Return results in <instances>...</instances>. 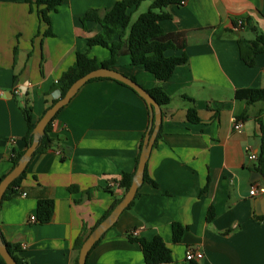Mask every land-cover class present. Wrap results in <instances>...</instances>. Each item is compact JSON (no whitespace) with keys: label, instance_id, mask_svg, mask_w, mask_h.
Returning <instances> with one entry per match:
<instances>
[{"label":"crops","instance_id":"obj_1","mask_svg":"<svg viewBox=\"0 0 264 264\" xmlns=\"http://www.w3.org/2000/svg\"><path fill=\"white\" fill-rule=\"evenodd\" d=\"M117 1L63 0L48 12L47 35L38 14L42 6L0 0V177L11 170V151L26 148L21 108L30 109L35 125L58 98L52 85L77 52L98 62L110 57L106 48L86 45L99 27L80 19L89 9L102 14ZM165 10L171 19L160 26L175 45L165 55L185 53L188 60L162 83L126 55L110 68L145 89L159 86L170 103L160 107L161 125L144 167L149 182L143 181L134 204L91 247L86 264H145L139 245L128 239L132 232L135 238H161L170 250L167 264H185L189 248L201 252L199 264H264V220L254 218L264 183L250 181L256 160L247 158L259 152L256 118L264 131V101L246 106L234 96L239 89L264 88V53L253 67L244 64L237 39L251 41L254 35L246 27L233 28V21L249 19L264 35V0H185ZM190 106L197 123L186 118ZM243 111L242 127L234 130L232 119ZM148 126L146 103L127 87L109 79L84 84L51 125L56 141L27 164L18 194L0 203L4 241L19 245L26 264H75V240L83 230L86 239L122 198L121 174L134 171ZM67 150L70 155L62 159ZM253 187L263 193L250 196ZM39 199L54 203L48 223L37 218ZM174 223L184 226L177 243Z\"/></svg>","mask_w":264,"mask_h":264},{"label":"trees","instance_id":"obj_2","mask_svg":"<svg viewBox=\"0 0 264 264\" xmlns=\"http://www.w3.org/2000/svg\"><path fill=\"white\" fill-rule=\"evenodd\" d=\"M62 1L63 0H33V4H35L36 7L42 6V8L38 10V14L43 23L48 26L47 31L45 32L47 35H51L49 31L51 22L48 16V12L55 11L56 7L60 3H62ZM142 1L143 0H119L115 4H113L111 8L106 9L102 14H99L96 10L90 9L85 12L80 21L82 23L90 21L95 23L99 27V32H97L94 36L87 38L86 45L89 48L94 46L106 48L109 51L110 57L106 61L98 62L95 58L89 57L88 53L86 52H77L75 55V62L70 67H68L61 74L59 79L52 85L51 90L58 92V98L62 97L66 89L82 75L98 67H107L110 69L116 63L117 58L122 55L128 56L130 64L132 66H141L144 71L152 75L159 83L170 79L176 67L187 63L188 57L185 53H181L179 56L170 57L165 55V52L168 50H173L175 45L173 43V36L164 32L160 26L162 21L171 19L170 13L167 12L165 8L169 5L180 6L185 0H154L152 4L149 5L147 10L141 13L137 17L136 21L132 25H130L131 13L135 11V9L141 4ZM241 27H246L247 29H249L251 33H253L254 38L251 41L244 38L237 39V44L239 46V57L244 64L253 67L255 65V59L257 55H259L260 53H264V35L257 32V30L255 29L256 27L249 19H245L239 22L233 21V28ZM127 28L128 32H126ZM100 79L109 78H97L91 80L90 82ZM130 79L135 81V79L133 78ZM115 82L128 88V86L121 82ZM145 90L155 100L159 107L165 106L170 103V98L166 93L162 91L159 86L153 87L150 90ZM131 91L134 92L133 90ZM234 96L236 99L245 101L246 106H250L254 103L264 101V88L239 89L235 91ZM57 99L53 100L52 103H54ZM189 101L193 102L190 99ZM60 111L55 115L50 123L46 124L44 128V134L40 139V142L38 143V146L33 153L32 158L36 154L48 151L51 148V144L56 141L55 139L51 138L50 132L52 128L51 125L56 120ZM21 112L26 121L27 130L23 139L25 142L24 146L27 148L32 140L31 132L34 125L31 121L30 109L27 107H22ZM245 117L246 111H243L239 115V117L236 118V120H243ZM186 118L189 123L199 122L194 106H190L189 108H187ZM256 120L260 126L259 138L261 143L259 152L257 154L256 165L253 168V171L261 176H264V131L261 129L262 125L260 117L257 116ZM141 146H143V137L141 140V144L139 145V152ZM22 153L23 151H11V168H13V166L18 162ZM69 155L70 151H65L62 155V159L68 157ZM138 158L139 153L135 159L134 171L132 173L122 172L121 174V179L118 186L123 193L127 191L129 185L131 184L133 174L138 164ZM24 176L25 169L17 179L10 183L3 194L2 201L8 200L18 194V189L20 188V183ZM3 177L4 176L0 177V181ZM143 181L149 182L145 169L143 174ZM152 183L155 184L153 181ZM137 196L138 194L136 192L134 200ZM134 200L130 203L129 206H127V208H125V210L129 209L134 204ZM119 201L120 198H116L113 201L112 205H110V207L103 213L97 224H99L104 218L108 216L113 207L117 205ZM53 204L54 203L52 200L39 199L37 201L36 213L37 218L40 222L48 223L50 221L53 212ZM212 217L213 212L212 209L209 208L207 211V219L210 220ZM254 218L256 220H264V214L254 216ZM183 227L184 226L178 223H174L171 227L173 243H177L180 241ZM83 231H81V234L77 237L75 243L73 244V249L76 252H78V249L80 245H82V242L85 238V232ZM127 236L131 242L137 243L139 245L138 247L142 253L145 264H167L171 262L170 250L165 246V243L161 240V238L154 237L151 240H146L145 238L132 237L131 234ZM2 239L4 241L3 237ZM98 241L95 243V245L98 243ZM4 245L6 246L8 253L17 262V264H26L24 259L19 256V245L8 244L5 241ZM0 264H4V260L1 257ZM75 264H77V257L75 259ZM185 264L199 263L197 261H185Z\"/></svg>","mask_w":264,"mask_h":264},{"label":"water","instance_id":"obj_3","mask_svg":"<svg viewBox=\"0 0 264 264\" xmlns=\"http://www.w3.org/2000/svg\"><path fill=\"white\" fill-rule=\"evenodd\" d=\"M97 78H109L114 81L121 82L128 86L129 89L133 90L139 97H141L147 104L148 114L150 118V126L148 127V132H146L143 140V146H141L138 164L136 166L135 172L133 174L131 184L129 185L127 191L124 192L120 201L113 207L111 212L106 218H104L99 224H97L88 234L86 239H84L82 245L78 249L77 264H86V258L89 250L95 243L101 238L104 232H106L114 223L116 222L120 213L130 205L133 201L137 189L143 183L144 167L146 166V161L148 160L151 147L154 144L158 128L161 125L162 113L159 105L155 100L148 94V92L140 86L137 82L131 80L128 76H125L113 69L107 67H98L92 71H88L80 78H78L74 83H72L65 91L64 95L58 98L54 103H52L48 108L45 109L39 121L35 123L31 136V143L25 148L24 152L20 156L18 162L11 168V170L6 174L0 181V203L2 202V197L10 183L17 179L20 174L24 171L27 164L31 161L32 155L35 152L40 139L44 134V128L46 124L50 123L55 115L76 95L79 89L86 83ZM250 181H262L264 183V176L252 172ZM255 215L264 214V196L260 197L255 202ZM0 232V257L4 260V264H17V262L8 253L4 241L1 237Z\"/></svg>","mask_w":264,"mask_h":264},{"label":"built area","instance_id":"obj_4","mask_svg":"<svg viewBox=\"0 0 264 264\" xmlns=\"http://www.w3.org/2000/svg\"><path fill=\"white\" fill-rule=\"evenodd\" d=\"M16 92L17 91L15 90L14 93H16ZM0 94H1V92H0ZM232 125H233L234 130H238L242 127L241 121L236 120L234 118L232 119ZM247 158L250 161H255L257 159V156L255 154H249ZM257 193H263V188L262 187H253L249 191L250 196H254ZM23 195H25V194L23 193ZM34 220H35V216L30 217V221H34ZM131 234L135 235L136 232H132ZM201 257H202L201 252L193 250L191 248L187 249L185 254H184L185 261H198L201 259Z\"/></svg>","mask_w":264,"mask_h":264},{"label":"rangeland","instance_id":"obj_5","mask_svg":"<svg viewBox=\"0 0 264 264\" xmlns=\"http://www.w3.org/2000/svg\"><path fill=\"white\" fill-rule=\"evenodd\" d=\"M153 1L154 0H143L141 2V4L135 9V11L131 15L130 25H132L136 21L137 17L141 13H143L144 11L147 10V8L149 7V5H151ZM126 32H128V28L126 29Z\"/></svg>","mask_w":264,"mask_h":264}]
</instances>
